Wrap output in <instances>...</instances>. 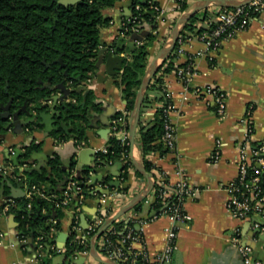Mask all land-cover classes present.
I'll return each instance as SVG.
<instances>
[{"label":"crops","instance_id":"obj_1","mask_svg":"<svg viewBox=\"0 0 264 264\" xmlns=\"http://www.w3.org/2000/svg\"><path fill=\"white\" fill-rule=\"evenodd\" d=\"M158 1L163 13L159 18L156 17L158 29L153 31L152 26L145 23L138 33L143 39L135 44V47H138L147 42L151 34L155 36L149 48L147 68L165 47L179 19L193 8L201 7L206 0H187L189 6L185 12L178 10L175 0ZM132 2L133 0H122L116 4L115 8L105 12L112 21L109 26L102 29L104 46L101 50L107 49L108 52L99 56L98 61L103 59L101 68H97V74L86 85V92L92 91L96 96V103L101 107V111L94 114L93 118L101 115L105 109H110L113 114L110 119L111 124L117 113L127 115L129 121L131 116L127 112V101L124 99L122 89L116 84L115 76H111L107 81L104 76L108 75L106 60L109 53H114L115 57L129 58L126 53L117 54L110 48L113 45L117 47L127 45L124 42L120 44L118 42L123 38H130L123 35L122 25L131 17ZM207 9L211 14L219 7L211 6ZM199 26L202 29L208 28L207 22ZM187 35L188 41L183 47V52L178 54L174 63L176 66H184L192 58L191 62L196 71L192 83L186 87L177 77L176 72L165 75L163 78L164 95L170 94V103L174 107L172 120L177 133L176 151L174 154L155 153L148 156L155 166L154 179L159 172H163L169 183L173 185L180 180L177 172L182 171L190 185L198 190L197 196L185 203V209L191 221L179 226L172 264H243L233 245V238L237 232H240L245 244L254 248L256 255L264 263V239H262L264 234L258 235L250 223L238 221L230 215L227 209L228 193L225 190V186L235 180L238 175L237 149L244 138L243 126L240 123L247 112L250 111L254 126L253 142H259L264 138V25L257 22L251 24L225 42L217 53L209 52L197 34L187 33ZM209 85H217L227 94V112L223 117L217 114L212 100L204 99V96L196 97L193 94L196 88ZM151 98L156 99L154 95H151ZM164 101L156 99L144 110L142 114L144 125L153 121L156 111L165 104ZM21 119L29 118L21 116ZM105 129L106 127L100 121L97 126H90L87 130L86 142L80 145L76 144L73 129L70 130V135L66 134L69 139L64 142H58L49 136L51 132L46 131V127L33 132L25 128L22 134H16L13 130L7 131L4 135H0V166H15L12 157L16 155V148L22 149L33 143H43V151L34 153L31 158L34 169L38 166H41L39 171L46 168L49 157L56 154L60 157L63 169L69 173V176L74 173L77 177L81 170V177H83L84 171L88 170L90 173L95 169L97 154L107 151V143L112 134L110 132L105 135ZM217 145L221 152V159L213 163L211 157ZM85 149H92L95 155H85L83 162L90 163L92 167L85 165L81 169L80 164L83 162L80 155ZM8 153L9 156H7ZM130 158L137 163L143 161L137 132L135 145L130 150ZM73 163H76L75 166ZM123 168L124 163L117 161L107 166L104 172L97 171L99 172L97 175H102V180L92 185L93 194L97 192L98 195H94L88 201L80 217V226L83 231L89 228L91 218L95 214L104 215L107 210L112 209V215H116L146 187V178L137 177L132 171L126 182V185L130 186V194L120 193L119 188L123 186L120 179ZM117 181L120 182L119 187H112L111 183ZM103 184L108 186V196L98 211L94 204L104 193L100 187ZM114 193L119 194L115 196ZM10 197V190L6 188L5 198L0 201V232L5 233V238L0 243V264H29L33 259L34 250L32 247L28 251L22 248L19 243L21 235L19 224L12 215H8L2 209L3 202L11 199ZM149 215V206H145L141 217L147 218ZM157 215L153 213V220L142 227L145 246L151 255L164 249L167 242L166 230L174 224L170 218ZM68 216L64 218L62 228ZM80 259H83L81 264H101L91 256V252L80 256L77 261Z\"/></svg>","mask_w":264,"mask_h":264},{"label":"trees","instance_id":"obj_2","mask_svg":"<svg viewBox=\"0 0 264 264\" xmlns=\"http://www.w3.org/2000/svg\"><path fill=\"white\" fill-rule=\"evenodd\" d=\"M59 1L0 0V135L7 132L5 130L7 121L2 118L1 114L3 107L7 106L11 99H13L11 113H16L25 103H27L28 112L39 113L43 103L51 100L59 92L49 89L42 90L41 81L43 85L50 83L52 87L63 83L72 90L70 101L57 108L61 112V118L57 121L59 130L49 134L58 142L69 139V136L60 127L63 123L71 125L77 145L85 143L91 120L94 114L101 111L100 104L96 103L95 94L90 90L86 92V85L97 74L99 52L104 46L102 29L109 26L112 21L105 12L115 8L116 4L122 0H87L68 7L60 5ZM176 2L180 12H185L188 9L187 0H176ZM137 6H140L141 9L136 10ZM157 6H159L158 0H133L130 22H125L126 27L122 29L123 35L131 36L134 33L132 29L137 24L143 26L145 23L151 25L153 31H156L158 29L157 13L152 8ZM228 9L230 8L219 7L218 10ZM210 17L209 9L196 14L188 22L180 38L187 39V33L197 35L203 33L206 29H202L199 24L207 22L208 27H211ZM154 40L155 36L151 34L147 42L133 50H130L127 45L123 47L113 45L110 48L117 54L126 53L129 56L124 59L122 72L115 76L116 84L122 89L124 99L127 101L126 109L129 114L135 109L137 92L141 85L138 77L139 75L144 76L146 73L149 48ZM179 48V44H176L172 53L160 64L145 95L137 126L142 164L146 172L152 175L155 166L148 156L155 153L161 155L169 153L163 141L164 113L162 108L158 109L153 121L147 125L143 123L142 114L156 99L165 100L164 102L167 103L163 78L185 66H176L174 63L179 54ZM60 59H62V64L59 62ZM81 88H84L85 91L81 92ZM150 94L154 95L156 99H152ZM22 116H27V113H22ZM121 116L122 113H117L114 120ZM39 121L25 128L29 132L42 130L43 127L38 124ZM128 131L130 132L129 127ZM42 148L43 143H33L28 147H23L18 166H12V174L4 176L0 172V187L2 180L8 179L15 184L18 181L14 176L21 175L19 183H25L29 187L36 185L45 196L57 197L48 200L35 196L32 200L27 198L15 200L7 212L8 215L15 216L21 235L27 237L28 240L32 239L35 248V243L39 238H43V242L51 244L57 237L56 234L52 235V229L61 232L63 220L68 215L67 210L57 208V205L61 203L65 192L58 191V187L64 178L69 177V173L64 171L61 159L56 154L49 157L46 168L41 171L34 169L31 161L32 155L43 151ZM130 150V145L124 146L116 137L111 136L107 143V153H98L95 164L96 170L102 171L114 162L124 163L123 157L125 158L126 162L120 176L123 186L119 188V192L124 195L130 192V186L126 185V182L132 171L137 177L145 178L136 170L130 158ZM75 164L73 163V166ZM25 165L27 168L21 172V168ZM84 172V176L80 179L82 182L87 181L89 174L88 170ZM83 188L84 204L87 205L94 195L88 184H84ZM158 190V186L155 185L149 195V197H154L149 206L150 218L154 217L153 213L158 214L164 206L162 200L157 197ZM147 198L137 204L131 213H142ZM79 199V197H73L74 204L69 205L68 210L76 205ZM29 204H31V208H28ZM4 207L3 204L2 209ZM82 210L84 212V207ZM53 214L56 216L53 217ZM112 214L113 210L109 209L107 216L99 215L108 219ZM54 221L58 223L54 224ZM137 223L138 221L127 222L125 217L121 218L113 224L114 229L119 233L116 236H111L112 239L123 237L124 230L128 226L135 228ZM75 225L76 221L73 223V226ZM73 226L65 245L67 262L64 264H77L78 254L91 249L90 241L94 234L84 245L76 239ZM105 235H110V231H105L103 236ZM24 250L28 251V247H25ZM53 260L46 256L43 257L41 264H53Z\"/></svg>","mask_w":264,"mask_h":264},{"label":"built area","instance_id":"obj_3","mask_svg":"<svg viewBox=\"0 0 264 264\" xmlns=\"http://www.w3.org/2000/svg\"><path fill=\"white\" fill-rule=\"evenodd\" d=\"M140 9V6L136 7V10ZM152 9L157 13L158 18L163 14L159 6ZM209 21L212 26L208 27L203 33L198 35V38L206 45L209 52L217 53L221 50L225 42L234 38L238 32L247 29L251 24L257 22L264 25V0H254L249 5L241 8L223 11L217 10L212 13ZM122 27H126V24L124 23ZM141 27V24H137L132 30L134 33H139ZM187 41V39L179 37L177 41V44L180 46L179 54L183 52V47ZM191 59L188 64L179 68L176 72L177 77L186 87L192 83L193 78L196 75L195 67L191 62ZM90 81L91 80L88 82ZM193 94L196 97L204 96V99L212 100L219 117L225 116L227 112L228 97L220 87L217 85L198 87L194 90ZM165 99L167 103L162 107L164 113L163 141L166 150L170 154H174L177 147V133L172 120L174 107L170 103L169 93H165ZM52 100L53 99L44 103L52 104ZM240 124L243 126L244 138L238 145L237 149L238 175L235 180L225 186V190L228 193L227 209L234 219L250 223L253 230L256 231L258 235H262L264 234V138L259 142H253L252 137L254 135V126L251 120L250 111L247 112ZM128 127L129 118L127 115H122L113 120L110 127L112 136L116 137L124 146H131ZM105 153H107V151H105ZM220 159L221 152L217 145V149L211 157V162L215 163ZM123 160L126 162L124 157ZM26 168V165L23 166L21 172ZM12 171V166H0V172L4 176L11 175ZM98 173L99 172H97L96 168L93 169L88 174L86 182L80 181L74 173L67 177V183L62 188V191H65L63 199L61 200V203L57 205V208L67 210L68 215H70L68 207L69 205L74 204L73 197L80 198L75 205L74 222L76 221V225L73 226V232L76 233V239L80 240L84 245L89 241L92 234L95 236L104 223L114 216L111 215L108 219H104L103 217L107 216V213L102 215L103 217L97 213L91 218L92 223H89V228L86 231H83L80 226V217L83 214L82 207L86 206L84 204L85 197L82 194L84 192L83 185L88 184L89 186L92 182L91 177L96 176ZM177 175L180 177V180L173 185L169 183L166 174L163 172H159L157 178L154 179V186L157 185L159 188L157 197L162 200L164 205L158 215L170 218L174 223L172 227L166 230L167 242L164 249L154 255L149 254L145 246L142 227L152 221L153 218H150L149 216L143 218L141 217L142 213L135 214L130 211L123 217H125L127 222L132 220L138 221L135 228L128 226L123 232V237L112 239L111 236H116L119 232L114 229L113 225H111L107 229L110 231V235L103 236V233L96 239L97 252L101 258L117 264H172L179 236V226L191 221V217L185 209V203L187 200L194 199L198 193V190L190 185L182 171L177 172ZM21 177V175L18 177L14 176L15 180L18 182L21 181ZM89 187L93 190L92 186ZM100 187L102 191L108 190V186L105 184ZM25 192V198L29 200H32L35 196L48 200L57 198L56 196H45L36 185H32L31 187L26 186ZM118 194L119 193H114L115 196H118ZM129 194L130 192L127 195ZM93 195H98V193L95 192ZM107 196L108 194L105 193L99 196V207L105 202ZM153 200L154 197L148 196L145 206H150ZM14 203L15 200L6 199L3 202L5 205L4 211L7 213L10 206ZM28 208H31V204L28 205ZM57 223V221H54V224ZM59 233L60 232H57L55 229H52V235H57ZM78 234H81V236H78ZM4 238L5 233L0 232V243L3 242ZM19 243L23 249L25 247H28V249L32 247L34 250L33 259L29 264H41L43 257L48 256L50 259H55L66 253L65 245L59 247L56 243L48 244L43 242V238L37 239V242L35 243L36 248L33 246V240H28L27 237L23 235H20ZM233 245L237 249L243 264H264L256 255L254 248L242 241L240 232L235 234ZM137 246L139 248H137ZM89 252V250H85L79 253L77 259Z\"/></svg>","mask_w":264,"mask_h":264},{"label":"water","instance_id":"obj_4","mask_svg":"<svg viewBox=\"0 0 264 264\" xmlns=\"http://www.w3.org/2000/svg\"><path fill=\"white\" fill-rule=\"evenodd\" d=\"M85 1H87V0H60L59 4L65 6V7H68L71 5L83 3ZM252 1H254V0H241V1L206 0V1H204L203 5L201 7L193 8L192 10L186 12L179 19V21L174 26L165 47L162 49V51L155 57V59L149 65V67L146 70L145 75L144 76L139 75V77H138V81H141V85H140V88H139V91L137 94L135 109L131 113L130 121H129V128H130L129 134H130L131 147H133L135 145V136H136V132H137V126H138V123H139V120L141 117V110H142L143 101H144L146 93L149 90L152 79L156 75L160 64L163 61H165L167 59V57L174 50L179 37L181 36L182 32L184 31L186 25L191 20V18H193L196 14H198L202 10H205L211 6L236 9V8H241V7L247 6ZM142 39L143 38H142V36H140V34L133 33L129 39L123 38L118 42V44H120L121 42H124L130 48V50H133L136 42L142 41ZM107 52H108L107 49L101 50L99 52V56H103ZM102 60L103 59H100L97 63L98 69L101 68ZM59 62L62 64V59H60ZM123 63H124L123 58L115 57L114 53H109L107 60H106L107 74L108 75L104 76L105 81H107V79L109 80V78L111 76H117L119 73H121L122 69H123ZM98 76H100V75H98ZM40 85H42V87H41L42 90L49 89L50 91H59V92H57V94H55L52 97L53 103L52 104L43 103V105L41 106V109L44 111L41 110V111H39V113L28 112L27 103H25L24 106L21 109H19L16 113H11L10 108H11L12 103H13V99H11L10 102L8 103V105L3 107V113L1 114L2 118L7 121V125L5 127L6 131H12L13 130V132L16 134H22L25 131V127H27L31 124H34L37 120H40L38 122V124L40 126L46 127V131L52 132L54 130L57 131L59 129V127L53 128L54 125L57 124V121L61 118V112L59 110H57V108L60 105H64L70 101V98L72 96V90L67 88L63 83L59 84L56 87H52L50 83H48L47 85H43V82L41 81ZM6 91L8 93V86L6 87ZM80 91L81 92L84 91V88H81ZM111 112L112 111L110 109H105L101 115L95 116L93 118L90 126L91 127L97 126V123L100 121L102 123V125L104 127H106V129L104 130L105 135H108L111 132V130H110V127H111L110 119L113 117L112 116L113 114H111ZM22 113H27V118H29V119H27V120L21 119ZM60 127L66 132L67 135H70V130H72L70 128L71 125H67V124L62 123L60 125ZM22 149L16 148V150H15L16 155L14 157H12V161H14L15 166H18V164H19L18 159L20 158V156L23 152ZM85 155L94 156L95 152L92 149L83 150L81 155H80L82 162H83V157ZM7 156H9V153L7 154ZM33 156L34 155H32V158H33ZM133 164H134L136 170L139 171L146 178L147 184H146V187L143 189V191H141L138 195H136L133 199H131L125 206H123L121 208V210L116 215H114L113 217L108 219L104 223V225L100 228L98 233L91 239V241H90L91 256L101 264H117V263H113L111 261L104 260L103 258H101L98 255L97 248H96V239L98 237H100L117 220L122 218L128 212L132 211L137 204L143 202L150 195V193L154 187V177L152 174H149L146 172L143 164L137 163L134 161H133ZM85 165L90 167V168L92 167L90 163H84L83 162L80 164V168L82 169ZM40 168H41V166H38L36 168V170H40ZM102 172H104V170H102ZM77 178L78 179L82 178L81 177V170H79ZM67 180H68V178H64V180L62 181V183L58 187V191L62 190L63 186L67 183ZM100 180H102V175H96V176L91 177L92 182H91V184H89V186L94 185L97 181H100ZM111 185H112V187L118 188L120 185V182H118V181L113 182V183H111ZM6 188H9V190H10V193H11L10 198L11 199L19 200V199L25 198V194H26L25 190H24L26 188L25 183L17 182L14 184L10 180L4 179L1 182L0 201H2L5 198ZM104 193L108 194L107 191H104ZM94 205L96 208H98L99 207V201H96ZM75 209H76L75 205L71 207L70 215H69L68 219L64 222L61 233L58 235V237L54 241H52V243L58 244L59 247H63L64 245H66V243L69 239L71 229H72L74 219H75ZM12 216L15 218L14 215H12ZM55 216L56 215L53 214V217H55ZM262 239H264V235H263ZM65 261H66V256L62 255L58 258H55L53 260V264H63ZM82 262H83V259H80V261H77L78 264H81Z\"/></svg>","mask_w":264,"mask_h":264},{"label":"flooded vegetation","instance_id":"obj_5","mask_svg":"<svg viewBox=\"0 0 264 264\" xmlns=\"http://www.w3.org/2000/svg\"><path fill=\"white\" fill-rule=\"evenodd\" d=\"M48 84V83H47ZM47 84H44V85H47ZM38 121V120H37ZM59 125L58 124H55L53 128H57ZM59 130V129H58ZM56 131V130H54ZM64 131V130H63ZM65 132V131H64ZM66 133V132H65ZM71 134V133H70Z\"/></svg>","mask_w":264,"mask_h":264},{"label":"rangeland","instance_id":"obj_6","mask_svg":"<svg viewBox=\"0 0 264 264\" xmlns=\"http://www.w3.org/2000/svg\"><path fill=\"white\" fill-rule=\"evenodd\" d=\"M210 15H212V13L210 14ZM151 95V94H150ZM4 135V134H3ZM67 262V260L65 261V263Z\"/></svg>","mask_w":264,"mask_h":264}]
</instances>
